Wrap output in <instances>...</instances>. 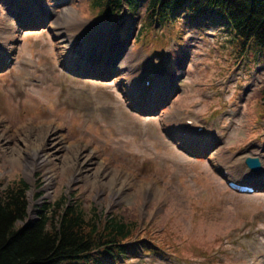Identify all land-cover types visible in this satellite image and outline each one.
I'll use <instances>...</instances> for the list:
<instances>
[{
	"label": "rangeland",
	"instance_id": "374dc122",
	"mask_svg": "<svg viewBox=\"0 0 264 264\" xmlns=\"http://www.w3.org/2000/svg\"><path fill=\"white\" fill-rule=\"evenodd\" d=\"M90 3L0 0V119L22 152L16 164L0 149V183L28 185L31 220L62 196L104 218L138 221L151 231L141 243L150 251H128L123 264H253L264 253V48L243 47L214 17L166 15L152 27L144 9L102 20ZM90 36L91 56L72 62ZM146 80L154 86L144 90ZM112 106L125 116L114 120ZM184 119L201 132L187 138ZM44 120L64 139L52 167L39 166L48 147L32 128ZM72 146L93 155L88 171ZM247 157L259 158V174ZM248 176L253 194L228 189L226 180Z\"/></svg>",
	"mask_w": 264,
	"mask_h": 264
},
{
	"label": "trees",
	"instance_id": "16d2710c",
	"mask_svg": "<svg viewBox=\"0 0 264 264\" xmlns=\"http://www.w3.org/2000/svg\"><path fill=\"white\" fill-rule=\"evenodd\" d=\"M90 7L108 20L141 9L148 20L180 12L215 16L226 21L243 47L253 41L264 48V0H91ZM28 189L21 179L0 183V264H120L134 245L149 241L151 231L142 230L138 221L118 214L104 218L82 202L67 204L62 196L43 205L31 220ZM141 234L145 237L139 238ZM155 248L164 252L169 245Z\"/></svg>",
	"mask_w": 264,
	"mask_h": 264
},
{
	"label": "bare ground",
	"instance_id": "6f19581e",
	"mask_svg": "<svg viewBox=\"0 0 264 264\" xmlns=\"http://www.w3.org/2000/svg\"><path fill=\"white\" fill-rule=\"evenodd\" d=\"M36 15V14H35ZM34 15V16H35ZM57 36H60V32L57 33ZM102 36V37H101ZM100 37V39H104L105 35L102 34ZM95 37H88L86 41H89V45H87L86 50L84 51V53L81 54V57L79 59H74L72 62H74L75 60L79 61L81 58L85 59L88 56H91V52H89L94 46H95ZM56 46L58 48V50H60V54L62 55V58H64V61L67 60L68 62L70 61V49L69 46L66 45L63 41V39L60 37L56 43ZM114 63V61L112 62ZM84 64H87V62H85ZM100 64L102 65H106L107 62L105 61H101ZM16 85H19V82L17 81L15 83ZM145 84V82L143 83V85ZM145 90V87H143ZM142 88V92L143 93H150V90L147 92H144ZM81 103L82 104H87L88 100L84 97H81ZM111 115H113L114 120H118L120 117H124L125 114L122 112L121 108L118 106H112L111 108ZM114 110H117L114 113ZM113 111V112H112ZM184 120H182L181 124H182V130L185 132V135L187 136V138H193L195 136V133L192 129L190 128H184ZM50 124L48 123V121L44 120L42 121L40 124H37V126H32L33 129L36 130V134H35V138L36 140L40 139V138H45L43 144H46V146L48 147L47 149H45L44 146V155H43V159H41V162L39 163V166H46L49 167L53 165V163L60 158L61 156L60 151L63 149V145H64V139L63 136L60 134L59 132V127H54L51 128L49 127ZM47 126V127H46ZM24 127V126H23ZM20 127L18 129L15 130V135H17L16 137L20 136L18 134V132L23 133V130L25 128ZM28 126L26 125V128ZM51 128V130H50ZM8 129L9 127H4L2 125L1 119H0V149L1 150H10V159L16 162V164H20V156L22 155V152L20 151V149L18 148L17 143L15 142L14 144L11 145V143L14 141L15 136L14 135H8ZM30 131H32V129H30ZM27 132V136L26 138L29 139L30 134L28 131ZM23 138V142H25V139ZM80 141V140H79ZM78 141V142H79ZM7 146V147H5ZM39 147V146H38ZM71 149V146H69ZM74 147V146H72ZM74 153L75 156L77 157V165L81 168L84 169L86 171L89 170V168L92 165V157L93 155L86 151L85 147H79L76 146L74 147L70 154ZM218 154V152H217ZM13 161V162H14ZM50 176L46 178V183H48L50 181ZM250 246H255L254 243H250ZM263 246V245H262ZM253 264H264V253L260 254L257 253L254 258H253Z\"/></svg>",
	"mask_w": 264,
	"mask_h": 264
},
{
	"label": "water",
	"instance_id": "95a60500",
	"mask_svg": "<svg viewBox=\"0 0 264 264\" xmlns=\"http://www.w3.org/2000/svg\"><path fill=\"white\" fill-rule=\"evenodd\" d=\"M245 163L252 171L260 170V164L257 159H247Z\"/></svg>",
	"mask_w": 264,
	"mask_h": 264
}]
</instances>
